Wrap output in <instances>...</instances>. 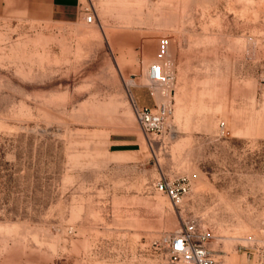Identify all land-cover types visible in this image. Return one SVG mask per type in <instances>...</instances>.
Wrapping results in <instances>:
<instances>
[{
  "label": "rangeland",
  "instance_id": "374dc122",
  "mask_svg": "<svg viewBox=\"0 0 264 264\" xmlns=\"http://www.w3.org/2000/svg\"><path fill=\"white\" fill-rule=\"evenodd\" d=\"M180 174L176 206L154 182ZM189 220L218 264H264V0H0V264H175Z\"/></svg>",
  "mask_w": 264,
  "mask_h": 264
},
{
  "label": "built area",
  "instance_id": "2783aa9c",
  "mask_svg": "<svg viewBox=\"0 0 264 264\" xmlns=\"http://www.w3.org/2000/svg\"><path fill=\"white\" fill-rule=\"evenodd\" d=\"M86 20L92 22L94 14L87 10ZM170 38H160L156 61L150 66V76L162 84H172L174 77L169 70L170 61L167 58L170 51ZM137 119L144 133L147 135L162 130L171 111L168 104L156 108L134 104ZM157 191L166 193L171 202L180 206L191 192L192 181L187 174L176 177H164L154 182ZM211 234L189 220L169 239L170 257L175 264H218L213 249L208 245Z\"/></svg>",
  "mask_w": 264,
  "mask_h": 264
},
{
  "label": "bare ground",
  "instance_id": "6f19581e",
  "mask_svg": "<svg viewBox=\"0 0 264 264\" xmlns=\"http://www.w3.org/2000/svg\"><path fill=\"white\" fill-rule=\"evenodd\" d=\"M167 58L170 61L169 70L171 71L173 77H175L174 70H173L172 56L170 55V51H169V54H168ZM150 66H149V69H148V75H147V73L143 75L142 80H141V84L150 85L155 90L154 94H155V97H156V99L158 101H159V89L158 88L160 87V96H161L160 105L167 104V102H168L167 98L170 96L173 82L170 85H165V84H162V83H160V82H158L156 80H152V78L150 76ZM128 83L129 84H134V81L133 80H128Z\"/></svg>",
  "mask_w": 264,
  "mask_h": 264
},
{
  "label": "crops",
  "instance_id": "0c3cea01",
  "mask_svg": "<svg viewBox=\"0 0 264 264\" xmlns=\"http://www.w3.org/2000/svg\"><path fill=\"white\" fill-rule=\"evenodd\" d=\"M71 1H72V0H71ZM73 1H75V0H73ZM113 144H114V145H122L123 142H121L120 140H113Z\"/></svg>",
  "mask_w": 264,
  "mask_h": 264
}]
</instances>
